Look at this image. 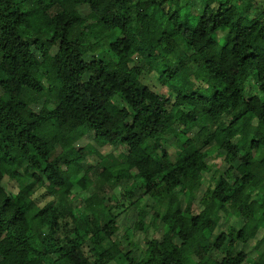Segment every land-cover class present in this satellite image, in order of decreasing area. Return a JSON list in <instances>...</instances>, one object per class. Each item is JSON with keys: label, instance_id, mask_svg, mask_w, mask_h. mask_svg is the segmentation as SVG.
<instances>
[{"label": "trees", "instance_id": "trees-1", "mask_svg": "<svg viewBox=\"0 0 264 264\" xmlns=\"http://www.w3.org/2000/svg\"><path fill=\"white\" fill-rule=\"evenodd\" d=\"M259 9L257 0H0V264H247L253 241L261 253L250 264H264ZM145 70L165 76L177 100L155 92ZM90 133L123 150L94 164L95 147L76 145ZM215 155L228 168L203 191ZM106 187H121L122 203L111 206ZM43 189L52 199L41 205ZM136 191L154 200L135 222L144 250L129 231L126 244L118 236ZM226 205V220L236 217L227 230ZM149 212L160 238L147 237Z\"/></svg>", "mask_w": 264, "mask_h": 264}, {"label": "rangeland", "instance_id": "rangeland-1", "mask_svg": "<svg viewBox=\"0 0 264 264\" xmlns=\"http://www.w3.org/2000/svg\"><path fill=\"white\" fill-rule=\"evenodd\" d=\"M257 1L260 4V9H259V12L254 17L255 20L261 18L262 11L264 9V0H257ZM222 35H223L222 33H219L217 35V38L221 37ZM208 42H213V40L210 39V38H206L205 39V43H208ZM57 50H58V46L54 47L52 49V54H55L57 52ZM99 57L100 58H105L106 60L108 59V57L105 54H100ZM137 65L145 66V61L142 60V59H138L137 60ZM248 76H249V73L245 72L243 74V76H242L243 80L246 81ZM144 77H145L146 83L155 92L160 93V94H162V95H164L166 97H170L173 101L177 100V95L174 92H172V90L168 86V79L165 76L160 75L155 70L153 72H151V73L149 72V70H145ZM246 85H247V87H249V83L248 82H247ZM251 93L257 94L258 91H257L256 88H251ZM41 106L42 105L40 104V105L36 106L35 108L38 111L42 112V113H46L49 110L48 109L46 111ZM203 122L206 125H208L211 130L215 128V125L212 124L211 121H209L207 118H204ZM168 124L169 125H174L178 129V127L174 124L173 121H169ZM260 131H261V133L264 132V126H262L260 128ZM171 142H172V144L169 146V150H170L171 153H174L176 148L178 147V143L176 144L173 141H171ZM76 145L79 146V147H85V146H88V145H92V146L95 147L96 152L91 155V159H92L94 164H98L103 159V154L106 153V152L108 154H111L112 157L116 158L119 155V153L123 150L121 147L117 148V147H113V146H108V147L102 148V147L98 146L95 143V141H94V134L93 133H90V134L86 135L84 138L79 140ZM208 163L213 166V170H212V172L204 173L202 175V177H201V180L204 183L203 184L204 185L203 191L209 185L212 184V182H213L212 180H213L214 177H218L220 173L224 172L228 168V165L223 160V158L220 157V156L218 157L217 155H215L213 157H210L208 159ZM94 171L97 173L99 170L98 171L94 170ZM94 171H93V173H94ZM23 173L24 174H28V171L24 169ZM93 173H90L88 178H94V174ZM128 185H132V182H130ZM109 190H110V188L106 187L105 191L108 192ZM78 191H80V190H78ZM203 191H201L200 195L203 194ZM108 194H109V196L113 195V202L111 203V206H114L118 202L122 203L123 197H122V189H121V187L117 188V190L114 191V192H111V193L108 192ZM37 196L40 199L39 202L41 203V205L46 204L49 200L52 199V196L48 193V191L46 189H43L42 192L37 194ZM85 197H86L85 194H81L80 198H77L75 200V203L79 205L85 199ZM134 200L137 202L136 205L134 207H130L127 210L126 213L122 214L118 218V223L120 225V232H119L118 236L126 244L127 241L125 240V238L123 236H124L125 232L129 231L130 239L133 240V239L137 238L139 243H140V250H144L145 248H144V243H143L144 241L143 240L145 239L146 235L142 231H138L136 234H134V227H135V222L137 221L138 212L141 209H143L145 206L151 207L154 204V200H152L149 197H144L139 191H136V195L134 197ZM166 203H167V201H164L162 203L164 206L158 207L160 209V213H161V215L163 217H166V215H167V212H166V209H165V204ZM216 206H217V202L214 200V202H211L206 207L208 213L212 214L214 212ZM194 208H195V211L198 213L202 209H204L205 207L200 205L199 202L197 201ZM156 209H157V206H156ZM221 209H222V213H223L222 214L223 215L222 216V228L227 230L231 224L235 223L236 217H233V218H230V219L226 220L227 215L231 211V207L229 205H226V206H222ZM147 222H148L147 223V227H148L147 228L148 229L147 237L148 238H153V237L160 238L161 237V229L160 228L158 229V222L155 221V219L153 218V213L152 212H149V214L147 215ZM237 222L240 224L239 220H237ZM248 227H249V229H251L253 227V225L250 224ZM156 228H157V230H156ZM263 236H264V232H260L259 236H258V240H261L263 238ZM255 244H256V241H253L251 246L254 247ZM196 246H197V243L195 241H192L190 243L191 249L196 248ZM253 247L248 249L249 261H248L247 264H250L253 261L257 260L259 258L260 253H261L260 250H256Z\"/></svg>", "mask_w": 264, "mask_h": 264}]
</instances>
